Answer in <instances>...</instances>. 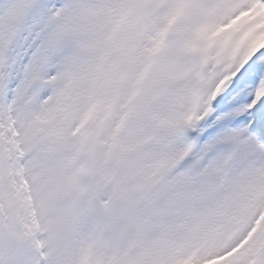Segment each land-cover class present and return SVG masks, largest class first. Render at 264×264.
Here are the masks:
<instances>
[{"label":"snow or ice","instance_id":"1","mask_svg":"<svg viewBox=\"0 0 264 264\" xmlns=\"http://www.w3.org/2000/svg\"><path fill=\"white\" fill-rule=\"evenodd\" d=\"M0 264H264V0H0Z\"/></svg>","mask_w":264,"mask_h":264}]
</instances>
